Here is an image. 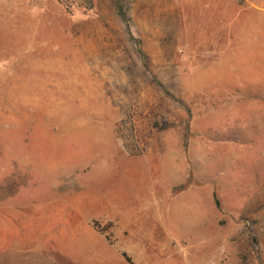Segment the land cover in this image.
<instances>
[{
	"label": "rangeland",
	"instance_id": "rangeland-1",
	"mask_svg": "<svg viewBox=\"0 0 264 264\" xmlns=\"http://www.w3.org/2000/svg\"><path fill=\"white\" fill-rule=\"evenodd\" d=\"M93 4L0 0V264H264V0Z\"/></svg>",
	"mask_w": 264,
	"mask_h": 264
},
{
	"label": "trees",
	"instance_id": "trees-1",
	"mask_svg": "<svg viewBox=\"0 0 264 264\" xmlns=\"http://www.w3.org/2000/svg\"><path fill=\"white\" fill-rule=\"evenodd\" d=\"M60 3H62L63 5H65L69 10H73V7H83L86 9V10H92L94 8V4H93V0H59ZM131 130L132 127H131ZM122 144H123V147L126 149L127 152H130V149L126 148L124 146V141H121ZM133 152H136V154L134 155H137L139 154L138 151H133Z\"/></svg>",
	"mask_w": 264,
	"mask_h": 264
},
{
	"label": "crops",
	"instance_id": "crops-1",
	"mask_svg": "<svg viewBox=\"0 0 264 264\" xmlns=\"http://www.w3.org/2000/svg\"><path fill=\"white\" fill-rule=\"evenodd\" d=\"M24 252H28V251H24ZM31 252V253H30ZM41 252H43V250L41 249H31L29 250L30 254L28 258H24V259H16V260H11V264H42L44 262H47L43 259H41L39 256L41 255ZM42 262V263H41ZM52 264H55V261H52Z\"/></svg>",
	"mask_w": 264,
	"mask_h": 264
}]
</instances>
